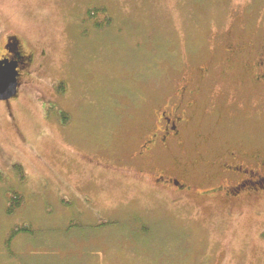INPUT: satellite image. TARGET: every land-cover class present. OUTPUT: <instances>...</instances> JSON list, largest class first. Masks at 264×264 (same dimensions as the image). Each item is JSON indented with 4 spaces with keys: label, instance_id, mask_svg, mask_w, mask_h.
I'll use <instances>...</instances> for the list:
<instances>
[{
    "label": "rangeland",
    "instance_id": "374dc122",
    "mask_svg": "<svg viewBox=\"0 0 264 264\" xmlns=\"http://www.w3.org/2000/svg\"><path fill=\"white\" fill-rule=\"evenodd\" d=\"M11 35L34 51L35 71L0 103V264H264V197L235 217L193 194L156 200L135 163L142 122L196 64L211 70L174 161L230 139L264 153V88L242 83L230 57L264 38V0H0V44ZM124 149L127 172L96 167Z\"/></svg>",
    "mask_w": 264,
    "mask_h": 264
},
{
    "label": "flooded vegetation",
    "instance_id": "af4514ba",
    "mask_svg": "<svg viewBox=\"0 0 264 264\" xmlns=\"http://www.w3.org/2000/svg\"><path fill=\"white\" fill-rule=\"evenodd\" d=\"M90 19L97 24L95 19L92 17ZM230 57L236 64L235 70L240 74L242 83L247 86L252 85V89L257 91L264 88V38L249 41L236 50L231 49ZM2 60L15 63L19 82L16 96L18 97L24 83L31 80L30 78L26 81L25 78L34 74V51L26 47L23 39L14 35L6 36L5 42L0 44V62ZM210 70L211 65L207 70L198 69L193 77L185 76L178 81L177 84H180V87L178 88L176 84L174 94L176 91L178 93L158 110L155 118L142 122L145 135L141 140L139 139L140 145L136 150L135 163L139 174L146 169L149 170L152 183L147 184V187L150 195L156 200H161L163 197L159 193L165 194L166 190L175 192V196L171 199L173 203H180L183 198L193 194L212 206L223 205L224 213L235 217L245 203L257 197H264V153L253 149L251 140L248 142L224 140L219 146L207 154H200L189 164L179 160L174 161L173 158V155L184 149L183 144L187 142L188 133L196 129L194 125L199 118H197L198 112L195 106L201 97L202 84ZM14 98L0 100V103L11 104ZM123 153L110 160L113 165L94 163L101 172H127L125 149ZM168 157L173 158L174 162H171ZM161 158L170 160L171 163L164 165L167 169L162 168L160 163L164 162L160 161ZM86 196L91 197L89 194ZM119 199L120 203H123V208L130 213V198L122 196ZM110 204L112 202H109L108 206ZM108 206L105 205V208L98 210L104 213L108 210ZM256 213L261 215L262 212L256 211ZM138 217L137 213L133 218L138 219ZM142 224V221H134L130 226L138 229L137 227ZM259 233L257 232L256 235H260ZM215 264H218L217 261Z\"/></svg>",
    "mask_w": 264,
    "mask_h": 264
},
{
    "label": "water",
    "instance_id": "95a60500",
    "mask_svg": "<svg viewBox=\"0 0 264 264\" xmlns=\"http://www.w3.org/2000/svg\"><path fill=\"white\" fill-rule=\"evenodd\" d=\"M17 77L15 63L2 60L0 62V100H9L18 95Z\"/></svg>",
    "mask_w": 264,
    "mask_h": 264
},
{
    "label": "trees",
    "instance_id": "16d2710c",
    "mask_svg": "<svg viewBox=\"0 0 264 264\" xmlns=\"http://www.w3.org/2000/svg\"><path fill=\"white\" fill-rule=\"evenodd\" d=\"M99 9L98 7L93 9V10H89V17H94V14L95 11ZM192 66H195V67H192ZM191 68L185 70V72H190L192 69L195 68V70L193 72H196L198 69L200 70L201 69V66L196 64V65H191L190 66ZM185 78V77H184ZM162 83V82H161ZM14 196L11 197V199H9V206H8V210L7 212L9 213H14L15 210L19 209V207L23 204V196L22 194L18 193V194H13ZM20 230H26V227H22V228H19ZM18 232V230H14L10 236V238L16 233Z\"/></svg>",
    "mask_w": 264,
    "mask_h": 264
}]
</instances>
